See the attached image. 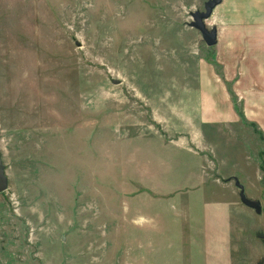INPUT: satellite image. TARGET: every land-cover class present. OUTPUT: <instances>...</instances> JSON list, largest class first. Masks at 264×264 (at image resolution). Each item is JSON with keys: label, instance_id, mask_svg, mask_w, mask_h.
Masks as SVG:
<instances>
[{"label": "rangeland", "instance_id": "374dc122", "mask_svg": "<svg viewBox=\"0 0 264 264\" xmlns=\"http://www.w3.org/2000/svg\"><path fill=\"white\" fill-rule=\"evenodd\" d=\"M207 1L0 0V264H264V81Z\"/></svg>", "mask_w": 264, "mask_h": 264}, {"label": "crops", "instance_id": "0c3cea01", "mask_svg": "<svg viewBox=\"0 0 264 264\" xmlns=\"http://www.w3.org/2000/svg\"><path fill=\"white\" fill-rule=\"evenodd\" d=\"M257 1V0H256ZM251 0H222L221 4L219 5L220 7L224 6L225 8V15H226V20H231L229 23H219L222 27L217 31V44L218 47L223 48V56L224 58H230L231 55H236L237 48H239V53L247 56V62H250L251 65L253 66V70L255 71V74L253 75L252 73H247L246 71L239 69L236 70L234 67L232 76H229L230 74L224 73V78H229V79H235L238 77V81L242 80L244 78L250 77V79H258V80H263L264 81V1L260 0L259 6L257 8H253L252 11H254V14L257 16H253L250 20H248V13H245V18L240 17V21H235V18L240 16V11L243 7H245V12L248 10L247 6L250 7ZM247 5V6H246ZM218 7V6H217ZM258 10V12H257ZM242 13V11H241ZM263 18V19H262ZM234 20L235 22H233ZM259 20V21H257ZM226 30L230 31H240V30H248L249 32H256L258 30V33H255V39L251 38V35H248L251 40L248 39H226L224 38L223 40H220V35L222 33H225ZM262 32V33H261ZM222 41V43H221ZM229 48H231L230 54H228ZM255 58V60H252V58ZM227 61L235 62L234 59H226ZM223 62V61H222ZM226 63V62H224ZM241 68H243L241 66ZM225 69V68H224ZM244 72V73H243ZM242 81H240L241 83ZM262 84V83H261ZM250 84H246V86H249ZM263 85V84H262ZM252 90H247L246 93H244V99L243 102L241 101L240 104L242 106V110L246 112L251 111L250 106L253 105L254 108L252 112H257L254 115L258 118H255L251 120V122H254L257 126L258 129L262 131L264 130V121H262V117L264 116V86L262 87H254L251 88ZM250 92H256L253 93V98L254 102L251 103L250 101ZM246 117H248L247 113L245 114ZM244 116V115H243ZM245 117V118H246ZM247 121V118L245 119ZM262 128V129H261ZM199 185H202V182L199 183ZM262 207V205H261ZM262 210V209H261ZM247 264V263H245Z\"/></svg>", "mask_w": 264, "mask_h": 264}, {"label": "water", "instance_id": "95a60500", "mask_svg": "<svg viewBox=\"0 0 264 264\" xmlns=\"http://www.w3.org/2000/svg\"><path fill=\"white\" fill-rule=\"evenodd\" d=\"M222 0H208L204 4V12H197L193 15L194 21L191 23V27L195 28L200 35L202 36L203 41L205 42L207 47H213L217 43V33L215 30L209 31L204 21L209 19L212 15L213 10L221 4ZM114 84H117V82H114ZM235 186L239 189V197L241 202L250 207L253 208L256 213L261 212V202L258 200L250 199L246 196L245 190L243 186L235 180ZM7 188V179L4 175L3 171V165L0 160V192H3Z\"/></svg>", "mask_w": 264, "mask_h": 264}]
</instances>
